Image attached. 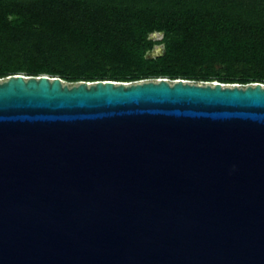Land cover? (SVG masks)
Returning a JSON list of instances; mask_svg holds the SVG:
<instances>
[{"label":"water","instance_id":"water-1","mask_svg":"<svg viewBox=\"0 0 264 264\" xmlns=\"http://www.w3.org/2000/svg\"><path fill=\"white\" fill-rule=\"evenodd\" d=\"M0 264H264V84L0 78Z\"/></svg>","mask_w":264,"mask_h":264},{"label":"trees","instance_id":"trees-1","mask_svg":"<svg viewBox=\"0 0 264 264\" xmlns=\"http://www.w3.org/2000/svg\"><path fill=\"white\" fill-rule=\"evenodd\" d=\"M21 73L264 84V0H0V78Z\"/></svg>","mask_w":264,"mask_h":264},{"label":"rangeland","instance_id":"rangeland-1","mask_svg":"<svg viewBox=\"0 0 264 264\" xmlns=\"http://www.w3.org/2000/svg\"><path fill=\"white\" fill-rule=\"evenodd\" d=\"M150 38H152L153 40H160L162 38V34L155 32L153 34L150 35ZM163 50V45L162 44H157L153 51L150 53L151 56H157L160 55L161 52ZM190 82H195V81H190ZM199 83H206V82H199Z\"/></svg>","mask_w":264,"mask_h":264}]
</instances>
